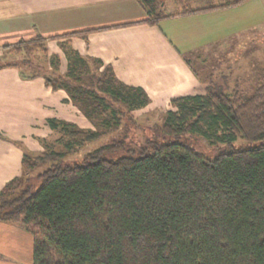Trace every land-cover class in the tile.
I'll list each match as a JSON object with an SVG mask.
<instances>
[{
	"label": "trees",
	"instance_id": "trees-1",
	"mask_svg": "<svg viewBox=\"0 0 264 264\" xmlns=\"http://www.w3.org/2000/svg\"><path fill=\"white\" fill-rule=\"evenodd\" d=\"M138 1L147 23L155 25L247 0L170 16L158 9L157 0ZM5 49L24 59L0 69H29L38 52H47L41 37ZM68 59L67 74L45 75L46 84L75 101L92 100L112 116L114 126L126 125L128 116L134 122L133 113L149 105L144 90L124 87L109 70L94 78L96 90L89 88L81 74L85 60L73 52ZM21 75L29 77L23 69ZM238 90L207 86L204 93L173 98L172 108L153 126L156 135L136 146L121 138L71 164L64 152L24 157L21 175L0 192V223L32 234L33 264H264V143L234 148L238 140L264 141V82L244 101ZM48 122L55 130L61 125ZM67 129L61 127L65 134ZM66 135L65 147L72 148L102 134ZM198 137L216 153L206 154ZM38 164L45 168L33 181L30 167Z\"/></svg>",
	"mask_w": 264,
	"mask_h": 264
},
{
	"label": "crops",
	"instance_id": "crops-1",
	"mask_svg": "<svg viewBox=\"0 0 264 264\" xmlns=\"http://www.w3.org/2000/svg\"><path fill=\"white\" fill-rule=\"evenodd\" d=\"M252 3L258 2L247 0L208 13L166 17L151 25L138 0H0V55L10 52L5 46L12 48L41 37L47 49L42 54L56 61L59 74H67L68 58L71 52L77 53L90 61L96 75L109 70L124 87L144 90L151 101L147 108H160L173 98L202 93V82L186 58L257 28L248 10ZM165 5L158 9L162 11ZM18 69H0L4 91L0 101L70 102L65 90L54 91L43 76L23 81ZM3 142L7 141L0 138ZM1 144L0 191L21 175L24 159L7 161L6 153L16 156L21 152L16 146ZM33 244L26 230L0 223V264H33Z\"/></svg>",
	"mask_w": 264,
	"mask_h": 264
},
{
	"label": "rangeland",
	"instance_id": "rangeland-1",
	"mask_svg": "<svg viewBox=\"0 0 264 264\" xmlns=\"http://www.w3.org/2000/svg\"><path fill=\"white\" fill-rule=\"evenodd\" d=\"M163 1L166 4L163 7V13L170 14L176 10L182 11L191 7H210L212 5L219 6L235 0ZM256 1L258 3H252L251 7H248V10L251 8L249 10L251 11L250 15L252 21L258 24L257 28L238 37L230 38L227 42L217 44L210 50L196 52L189 60L197 72L204 90L207 86L220 87L227 91L239 89V99L244 101L264 82V0ZM157 5H159L158 1ZM36 57L37 59L32 61L28 67L29 69L20 65L19 72L23 69L29 77L31 76L30 74H39L43 77L54 73L56 76L59 75L56 71L57 63L53 61L54 59H46L41 52H38ZM23 59L22 55L6 52L0 55V64L6 62H18L21 64ZM90 66V61L85 59L84 67H81L83 83L89 88L96 90L99 86L94 85L93 81L98 75H96V69H90ZM87 68L90 69L89 72ZM29 77L21 78L23 81H26L30 79ZM74 83L73 85L78 86L77 82ZM204 90L201 92L204 93ZM2 93L4 91L0 86V94ZM11 95L12 97L15 96L14 94ZM67 98L68 100L70 99V102L64 105L53 99L49 100V103H45L48 100L44 99L45 102L43 103L34 100L32 102L29 101L27 104L23 101L15 100V98L4 102L3 100L0 101V138L7 141L0 144L1 146L7 145L8 147L16 146L19 152H21L16 156L6 153L7 161H13L16 157L19 160L24 157L35 159L44 153L56 151L67 153L64 161L71 164L80 161L86 153L121 138L127 140L129 147L136 146L143 143L147 138H153L156 135L153 129L154 124L160 122L167 111L172 108L171 103H169L160 108L149 107L145 110L142 109L143 111L138 110L136 111V116L134 113V122L128 116L123 119V122L126 121V125L121 124L116 127L114 126L115 121L112 116L103 114L100 110H97L92 100L80 99L78 97L79 100L75 101L69 94ZM51 119L55 120L57 124H61L56 130L49 126L48 121ZM65 125L68 128L66 134L71 131H89L99 132L102 135L91 143L81 146L72 145V148H67L65 145L70 143V138L61 130V127ZM127 127L130 128L128 133L126 132ZM197 139L200 148L206 154L213 155L216 153V149L211 147L206 139L202 137H198ZM10 141L14 143L12 144ZM262 143L264 141L248 143L238 140L234 143V148H252ZM44 168L45 166L39 164L36 166L32 165L30 167L31 179L35 181V176Z\"/></svg>",
	"mask_w": 264,
	"mask_h": 264
}]
</instances>
